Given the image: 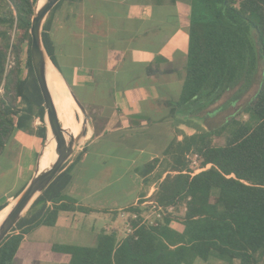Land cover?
<instances>
[{
  "label": "trees",
  "instance_id": "16d2710c",
  "mask_svg": "<svg viewBox=\"0 0 264 264\" xmlns=\"http://www.w3.org/2000/svg\"><path fill=\"white\" fill-rule=\"evenodd\" d=\"M66 1L52 9L42 30L46 53L59 72L51 31L54 15ZM37 2L0 0V157L16 130L43 142L46 138L43 101L30 59L29 30ZM190 3L185 74L176 106L196 114L206 111L239 84L249 88L259 73L257 92L221 127L174 141L175 173L164 178L149 202L174 207L175 214L150 223L143 218L149 207H131L130 233L119 242L117 231L101 232L95 247L70 248L69 264H207L210 258L264 263V0ZM242 115L246 121L238 120ZM218 138H223L220 145ZM189 153L199 157L204 169L193 176ZM62 170L1 242L0 264H13L24 238L38 227L54 226L60 213L91 212L68 200L71 176ZM182 208L186 211L177 216Z\"/></svg>",
  "mask_w": 264,
  "mask_h": 264
},
{
  "label": "crops",
  "instance_id": "0c3cea01",
  "mask_svg": "<svg viewBox=\"0 0 264 264\" xmlns=\"http://www.w3.org/2000/svg\"><path fill=\"white\" fill-rule=\"evenodd\" d=\"M190 18V0H67L56 11L51 37L58 72L91 122L86 142L62 170L71 176L66 195L91 212H62L54 226L36 228L13 264H69L70 248L95 247L117 220L126 234L127 210L147 209L160 183L174 175V141L195 134L189 108L176 106ZM220 112L204 111L209 118ZM43 145L16 130L3 153L31 178Z\"/></svg>",
  "mask_w": 264,
  "mask_h": 264
},
{
  "label": "water",
  "instance_id": "95a60500",
  "mask_svg": "<svg viewBox=\"0 0 264 264\" xmlns=\"http://www.w3.org/2000/svg\"><path fill=\"white\" fill-rule=\"evenodd\" d=\"M40 1H42V4L38 6ZM60 1L61 0H38L35 4L34 15L31 20L29 30L30 59L32 70L43 101L46 138L43 149L38 156L35 172L21 193L15 198V201L10 204L11 208L8 214L0 223V244L9 234L12 233L17 223L24 217L37 198L61 172L65 164L80 147V141L84 139L88 133L86 125L90 121V117L85 107L80 103L78 98L62 78L61 74L58 72L65 82L75 104L80 109L84 117L79 136L74 137L62 128L58 120L57 111L54 106L52 94L47 81L46 67L48 63L52 64V62L50 61L43 45L42 30L47 16ZM52 66L54 67L53 64ZM48 135H50V138ZM50 141L54 143L55 159L46 169L40 170V162Z\"/></svg>",
  "mask_w": 264,
  "mask_h": 264
},
{
  "label": "rangeland",
  "instance_id": "374dc122",
  "mask_svg": "<svg viewBox=\"0 0 264 264\" xmlns=\"http://www.w3.org/2000/svg\"><path fill=\"white\" fill-rule=\"evenodd\" d=\"M25 53L22 56L23 65L22 67H25ZM12 62V60H11ZM260 76L259 73L256 75L255 82L249 87V88H243V84H239L236 88L233 90L226 92L221 99L211 108L207 109L206 111H212V110H221L220 114L216 117L209 118L205 115L204 111L195 113L194 110H190V121L187 122L189 125L190 133H196L204 130H210L219 128V126H222L225 122V120H229L232 116L235 115L237 111H239L241 108H243L248 101L255 95L258 89ZM79 109V108H78ZM57 116L58 117H64L63 121L65 122V119L67 118L66 112L63 110V108L58 105L56 107ZM80 111V109H79ZM74 112L75 109H74ZM81 113V111H80ZM82 115V113H81ZM181 117V116H179ZM182 118V117H181ZM238 120L246 121L247 117L245 115H242L238 118ZM82 121H84V117L82 115ZM183 122L182 119H179L175 121L177 125H181ZM38 124H40L38 122ZM68 126L70 123L67 124ZM91 126V122L89 121L86 125L87 129ZM204 126V128H202ZM80 124L77 126V128L71 133L74 136V132L79 130ZM87 137L82 139L80 141V147L86 142ZM216 144L220 145L223 143V138H218L215 141ZM54 150V145L52 148V151ZM6 153V150H5ZM3 153V155L0 157V206L6 204H12L15 199L8 198L10 195L14 196L18 192H20L25 185L30 180V177H23L21 175V170L18 169V167H15V164L6 158V154ZM151 213L149 212V215ZM182 209L179 211L177 216H181ZM122 218V217H121ZM114 229L117 230V240L120 241L125 237V232L123 231V223H120L119 220H117L114 224ZM194 264H206L200 260H196ZM207 264H238L236 261H225L221 262L220 260H217L215 258H210L209 263ZM264 264V263H262Z\"/></svg>",
  "mask_w": 264,
  "mask_h": 264
},
{
  "label": "bare ground",
  "instance_id": "6f19581e",
  "mask_svg": "<svg viewBox=\"0 0 264 264\" xmlns=\"http://www.w3.org/2000/svg\"><path fill=\"white\" fill-rule=\"evenodd\" d=\"M41 4L42 1L39 2L38 6H40ZM46 74L55 108L58 105H60L67 114V118L65 119L66 121L62 125V128L71 134L80 124L79 130L74 132V137L79 136L83 125L82 115L77 105L75 104L65 82L63 81L60 74L52 66L51 63H48L46 67ZM74 109L76 111V114L74 112ZM68 123H70L69 126L67 125ZM48 137L50 138V135H48ZM52 147H53L52 141H50L49 145L45 149V153L40 162V170L46 169L54 161L55 157H54V150L51 151ZM10 208L11 205L0 211V223L4 220V218L8 214Z\"/></svg>",
  "mask_w": 264,
  "mask_h": 264
},
{
  "label": "built area",
  "instance_id": "2783aa9c",
  "mask_svg": "<svg viewBox=\"0 0 264 264\" xmlns=\"http://www.w3.org/2000/svg\"><path fill=\"white\" fill-rule=\"evenodd\" d=\"M11 64V62H9ZM186 159L188 160L189 162V174H191L192 176L203 171L204 169H200L199 168V157L196 155V154H193V153H189L187 156H186ZM209 165L206 167L208 168ZM191 172V173H190ZM147 207H149L148 209V212H145L143 214V218H144V221H149L150 223H152L154 221V219H161L162 216L166 215V214H175V208L174 207H166V208H163V207H160L158 206L156 203H153V202H149L147 204ZM186 211L185 208H182V213H184ZM149 212L151 213L149 215ZM135 216L132 215V218H134ZM176 223L175 222H172L171 225H175ZM126 232L127 233H130L131 232V229L129 227V223L126 221Z\"/></svg>",
  "mask_w": 264,
  "mask_h": 264
}]
</instances>
